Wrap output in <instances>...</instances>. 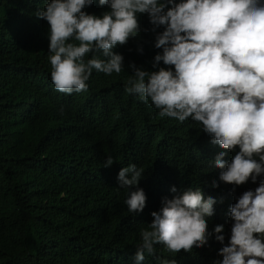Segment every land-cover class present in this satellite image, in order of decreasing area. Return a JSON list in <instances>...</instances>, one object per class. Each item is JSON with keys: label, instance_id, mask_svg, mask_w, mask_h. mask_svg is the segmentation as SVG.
<instances>
[{"label": "trees", "instance_id": "obj_1", "mask_svg": "<svg viewBox=\"0 0 264 264\" xmlns=\"http://www.w3.org/2000/svg\"><path fill=\"white\" fill-rule=\"evenodd\" d=\"M46 2L0 0V264H136L140 231L162 199L174 195L173 185L216 198L208 231L223 224L227 243L229 206L259 178L233 191L219 181L213 161L221 151L231 160L234 152L212 144L201 122L162 117L150 99L126 90L130 63L158 70L153 60L161 50L153 47L154 34L143 31L151 28L147 15L138 17L140 36L114 49L124 57L122 71L93 69L87 89L69 94L51 79L49 25L36 16ZM84 10L100 15L107 6L94 0ZM106 156L114 161L109 167ZM130 164L144 170L138 187L146 206L138 213L128 210V189L116 179ZM222 246L214 235L191 252L157 244L142 264H159L157 257L215 264Z\"/></svg>", "mask_w": 264, "mask_h": 264}, {"label": "clouds", "instance_id": "obj_2", "mask_svg": "<svg viewBox=\"0 0 264 264\" xmlns=\"http://www.w3.org/2000/svg\"><path fill=\"white\" fill-rule=\"evenodd\" d=\"M93 2L47 0L36 12L49 25L55 89L69 94L86 90L93 69L120 73L124 57L114 49L140 36L138 17L146 14L151 28L143 31L154 34L153 47L161 50L153 60L158 70L130 63L126 90L140 100L150 99L162 117L201 122L212 144L234 152L231 160L221 151L213 161L219 181L234 185L233 191L259 178L254 190L244 191L229 206L227 243L223 224L208 231L216 198L206 197L200 188L181 191L173 185L174 195L162 199L140 231L136 264H142L145 253H155L157 244L170 253L191 252L213 235L223 245L218 250L222 259L215 264H264V0H98L107 6L100 15L84 10ZM136 50L144 51L142 45ZM160 62L174 67H160ZM113 163L106 156L104 167ZM143 172L130 164L116 177L119 187L128 189L124 203L133 213L146 206V194L138 187ZM157 259L176 264L175 259Z\"/></svg>", "mask_w": 264, "mask_h": 264}]
</instances>
